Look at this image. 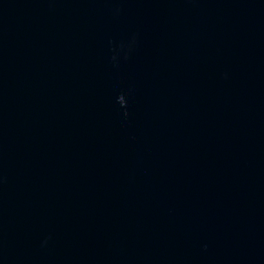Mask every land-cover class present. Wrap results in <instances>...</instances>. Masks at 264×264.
<instances>
[{"label": "water", "instance_id": "obj_1", "mask_svg": "<svg viewBox=\"0 0 264 264\" xmlns=\"http://www.w3.org/2000/svg\"><path fill=\"white\" fill-rule=\"evenodd\" d=\"M0 264H264V0H0Z\"/></svg>", "mask_w": 264, "mask_h": 264}]
</instances>
